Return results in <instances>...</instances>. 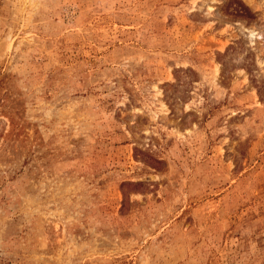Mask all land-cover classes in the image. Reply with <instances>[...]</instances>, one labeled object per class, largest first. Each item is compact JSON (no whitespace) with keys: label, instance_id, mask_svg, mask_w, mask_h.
I'll use <instances>...</instances> for the list:
<instances>
[{"label":"rangeland","instance_id":"374dc122","mask_svg":"<svg viewBox=\"0 0 264 264\" xmlns=\"http://www.w3.org/2000/svg\"><path fill=\"white\" fill-rule=\"evenodd\" d=\"M0 264H264V0H0Z\"/></svg>","mask_w":264,"mask_h":264}]
</instances>
